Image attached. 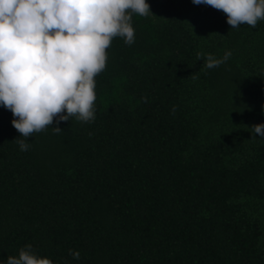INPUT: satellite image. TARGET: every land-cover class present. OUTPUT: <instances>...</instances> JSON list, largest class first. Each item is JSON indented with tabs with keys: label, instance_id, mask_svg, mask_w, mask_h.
Instances as JSON below:
<instances>
[{
	"label": "trees",
	"instance_id": "obj_1",
	"mask_svg": "<svg viewBox=\"0 0 264 264\" xmlns=\"http://www.w3.org/2000/svg\"><path fill=\"white\" fill-rule=\"evenodd\" d=\"M147 2L106 50L94 121L56 117L21 151L0 106V264L29 244L52 264H264V21Z\"/></svg>",
	"mask_w": 264,
	"mask_h": 264
},
{
	"label": "clouds",
	"instance_id": "obj_2",
	"mask_svg": "<svg viewBox=\"0 0 264 264\" xmlns=\"http://www.w3.org/2000/svg\"><path fill=\"white\" fill-rule=\"evenodd\" d=\"M192 3L221 10L232 29L241 24L255 28L264 21V0ZM133 14L153 15L147 0H0V106L13 114L11 123L24 138L15 140L21 151L29 149V137L51 126L56 117L55 133L62 131L61 121L72 117L95 120V77L106 68V50L115 37L127 45L135 43ZM231 55L230 50L221 58L198 52L197 59L213 69ZM249 131L264 142V123ZM70 254L79 260L78 251ZM3 264L52 261L39 257L29 244Z\"/></svg>",
	"mask_w": 264,
	"mask_h": 264
}]
</instances>
